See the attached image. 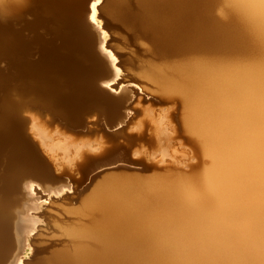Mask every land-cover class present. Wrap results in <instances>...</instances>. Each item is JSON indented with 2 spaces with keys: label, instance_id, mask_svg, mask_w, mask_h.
<instances>
[{
  "label": "bare ground",
  "instance_id": "1",
  "mask_svg": "<svg viewBox=\"0 0 264 264\" xmlns=\"http://www.w3.org/2000/svg\"><path fill=\"white\" fill-rule=\"evenodd\" d=\"M0 264H264V0H0Z\"/></svg>",
  "mask_w": 264,
  "mask_h": 264
},
{
  "label": "rangeland",
  "instance_id": "2",
  "mask_svg": "<svg viewBox=\"0 0 264 264\" xmlns=\"http://www.w3.org/2000/svg\"><path fill=\"white\" fill-rule=\"evenodd\" d=\"M144 96L146 97V99H149L150 98V96L147 95V94L146 95L144 94ZM141 118H142V114H140V113L137 114L135 116L134 122H132L129 126L130 127H135L136 123ZM82 137H84V138H82V140H80L81 138H79V140H77V141H92V142H95V140L98 139L99 136H98V133H88V134H85ZM136 147H137L136 149L138 151H141V153H142V151H147L148 150L147 143H138V144H136ZM156 154H157L158 157L155 158V160L146 159V158H144V156H142V154H140V156H136L137 158H142V160L144 161L145 164L154 163L155 165H153V166L150 165L148 169H141V166H132V170H130V171H133V172H136V173L138 172V173H142V174H151V173H154V172H158V173H164V172H166V169L163 168L164 161H162L161 158H164L163 160H167L168 161L171 158L170 154L168 152H166L164 154V153H161L160 151H158ZM87 155L88 156L89 155L90 156L91 155L94 156L93 153H88ZM158 158H159V160H158ZM80 161L78 160V162H80ZM54 170H55V172L57 174H61L63 172L69 173L72 178H78V176L80 174L76 170V167L74 166V164H63V165H61V168L60 169H58V170L57 169H54ZM56 170L59 171V173ZM110 170H114V169H110ZM110 170H107V171H110ZM104 171L107 172L106 170H104ZM104 171L101 172L100 174H103ZM100 174L98 175L97 180L100 179ZM88 182H89V180L88 181H85L84 183H88ZM92 182L94 184V182H96V181H92ZM71 184H74V181L73 180H71ZM90 187H92V184L90 185ZM67 192H70V190H67ZM45 206H46V208H45L46 215L56 214L57 211L60 210V208L62 206V203H59V202H51L49 204L47 202ZM43 226L45 227L46 224L43 223ZM55 239H56V235H55V233L53 231V228H51V227L44 228V229H42L40 231V233L38 235V243L37 244L38 245H41V246H43V245H51L52 242L55 241Z\"/></svg>",
  "mask_w": 264,
  "mask_h": 264
},
{
  "label": "water",
  "instance_id": "3",
  "mask_svg": "<svg viewBox=\"0 0 264 264\" xmlns=\"http://www.w3.org/2000/svg\"><path fill=\"white\" fill-rule=\"evenodd\" d=\"M82 40H84V37H82ZM82 47H83L82 48V55L84 57L85 56L89 57L94 64V67H91L90 73H94V71H98V67L102 69L104 64L102 63V61L100 60L98 55H96L95 52L92 50L90 45H86L83 43ZM31 171H33L34 173L37 172V173L44 175V176H49V173H50V171H48L46 168H41V167H37V168L28 170V172H31ZM52 171L55 172L54 166H52Z\"/></svg>",
  "mask_w": 264,
  "mask_h": 264
},
{
  "label": "clouds",
  "instance_id": "4",
  "mask_svg": "<svg viewBox=\"0 0 264 264\" xmlns=\"http://www.w3.org/2000/svg\"><path fill=\"white\" fill-rule=\"evenodd\" d=\"M222 18H225L226 19V17H222Z\"/></svg>",
  "mask_w": 264,
  "mask_h": 264
}]
</instances>
